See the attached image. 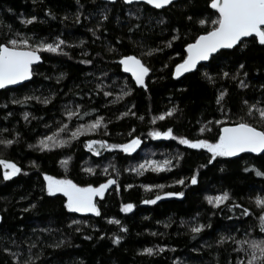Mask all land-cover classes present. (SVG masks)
Wrapping results in <instances>:
<instances>
[{
    "label": "trees",
    "instance_id": "obj_1",
    "mask_svg": "<svg viewBox=\"0 0 264 264\" xmlns=\"http://www.w3.org/2000/svg\"><path fill=\"white\" fill-rule=\"evenodd\" d=\"M9 8L13 11L9 12ZM46 10H51L53 16H48ZM78 11L79 23L75 22ZM102 12L106 20H101ZM32 15L39 19L24 24L23 18ZM201 18L209 23L199 25L197 20ZM214 18L210 0H178L161 9L124 0H79V4L77 0H0V42L17 32L35 40L51 42L60 36L69 41L66 54L41 52L43 62L34 68L30 82L0 90V139H13L9 146L0 145V159L12 160L26 172L4 181L0 166V264H16L5 248L18 253L21 260L28 258L30 243H34L32 254L39 256L34 264H237V256L245 255L237 251L243 246V239L264 238L257 219L260 209L250 199L264 195V177H257L254 168L244 171L250 165L264 171V154L217 157L209 164L211 154L207 149H193L175 139L184 136L214 141L223 124L235 123L241 116L264 127L258 115L245 114L246 106L242 104L243 100L264 103V46L258 42L245 39L246 47L220 51L199 66V71L181 79L172 76L175 64L186 55L185 45L209 29ZM97 23L102 27L96 28ZM90 29L95 30V36ZM173 35L178 38L166 47L165 42ZM149 49L162 51L149 54ZM130 54L139 56L152 70L146 80L147 90L136 85L119 64L120 56ZM84 60L92 63L84 64ZM241 63L244 68L238 72ZM204 72L211 76V82ZM222 72L229 76H222ZM240 80L248 86L241 88ZM128 88L132 91L118 99V94ZM224 89L227 92L218 105L216 98ZM25 95L40 99L33 98L27 104L11 102ZM45 98L49 99L48 104L42 103ZM77 106L80 114L71 118L65 115V109L76 111ZM173 106L176 112L153 120ZM24 112L30 113L27 120ZM97 117H102L104 123L95 133H82L52 150L28 147L41 136L56 133L62 124L67 127L57 135L70 136L80 124ZM215 120L222 123L216 124ZM168 128L173 129V137L150 136L153 130ZM17 132L19 136L15 135ZM133 137H139L141 144L132 153L102 149L97 155L84 147L88 139L126 143ZM65 157L71 158L67 166L61 163ZM148 159H169L174 166L160 172L151 168L142 170V174L140 170L131 171ZM89 167L94 169L92 173L86 171ZM43 173L94 186L114 178L120 187L117 190L116 185H111L103 199L97 197L100 216L75 213L64 206L63 194H47ZM193 174L197 175L195 185L189 183ZM181 178L185 184L173 183ZM144 184L164 187L146 191ZM164 191H183L185 195L162 196L156 204L141 203ZM223 191L229 192L225 203L232 207L208 204V195ZM129 202L135 207L124 213L121 205ZM29 204L35 207L28 209ZM236 205L251 209L250 215H241L242 209ZM109 217L119 219L121 225L110 223ZM193 223L211 227L193 238ZM113 233L124 237L118 245L112 244ZM221 234L234 235L235 239L217 244ZM88 236L92 238L87 239ZM61 240L59 247L52 246ZM156 245L169 247L152 256L140 251Z\"/></svg>",
    "mask_w": 264,
    "mask_h": 264
},
{
    "label": "snow or ice",
    "instance_id": "obj_2",
    "mask_svg": "<svg viewBox=\"0 0 264 264\" xmlns=\"http://www.w3.org/2000/svg\"><path fill=\"white\" fill-rule=\"evenodd\" d=\"M125 3L132 4L134 0H124ZM148 5L154 6L156 9H161L164 6L171 5L173 0H145ZM79 4V0H77ZM83 7V5H80ZM210 8L215 10V18L211 19V27L207 30L201 32V34L195 36L193 42L187 43L185 45L186 55L176 63L174 70L172 71V76L180 77L184 73H189L193 70L199 71L198 64L201 61H208L213 54H220V50L223 49H234V47L244 48L246 47L245 39L247 38L249 42H258L259 45L264 46V0H210ZM9 12L13 11L11 8L8 9ZM48 16H53L51 10H46ZM101 20H106L107 16L102 12ZM129 15H135V13L130 12ZM39 17L32 15L27 18H23L24 24H31L37 21ZM188 20H192L191 16L187 17ZM80 13L79 11L75 14V22L79 23ZM163 21H161L162 23ZM197 23L199 25H206L209 23L206 19H198ZM102 25L97 23L96 28H101ZM134 27H136L134 25ZM93 35H96L95 30L90 29ZM107 31V29H105ZM131 31V29H129ZM175 31V30H174ZM12 30L9 27V33ZM178 37L173 35L170 41L165 42L166 47H171V41H175ZM80 43H83L81 40ZM69 44V41L56 36L51 42H47L45 39L41 38L35 40L33 36H25L19 32L15 33L12 38L7 39L5 42H0V89H5L10 85H17L21 82L29 80L34 74V64L42 60L41 52L48 53H65V46ZM108 51H113L109 48ZM149 54L153 52L162 51V49H149ZM179 55V53H176ZM84 64H91V60L82 61ZM119 64L123 66L126 72L131 73V76L135 80V84L142 86L147 90L148 85L145 82V78L148 77L149 73L152 71L149 66L137 55H122L119 57ZM166 66V65H165ZM244 68V64L241 63L237 71ZM61 77L64 73L60 74ZM205 78L209 79L211 82V76L204 72ZM222 76L228 77V72H222ZM246 76L247 73H244ZM233 80L236 76L231 77ZM239 86L245 88L248 85L245 84L243 80L239 81ZM99 88L100 85H97ZM264 88V85H261ZM132 91V88H128L127 91H122L118 94V99H122L124 96L128 95ZM227 89L220 91L216 98V103L221 105L222 98L225 96ZM55 95V93H53ZM104 95H110V93L105 92ZM39 100L40 97H31L25 95L20 99H13L11 102L13 104H27L31 99ZM111 102V101H110ZM42 103L48 104L49 99L45 98ZM242 104L245 105V114L248 116L258 115L261 123H264V103L259 101L250 103L248 100H243ZM175 106L169 108L166 112L161 113L157 117H153V120L163 119L176 112ZM80 114V107H76V111L71 109H65V115L69 118ZM128 113H121V115H127ZM25 120L30 116V113H22ZM131 115H136L132 112ZM223 119H228V116H223ZM104 123L102 117H97L94 120H90L87 124H80L78 127L71 131L70 136H58L57 133L62 132L67 125L62 124L56 129V133H50L48 135H43L37 139L35 144H28L29 148H37L39 151L52 150L58 147H62L68 144L71 140L76 139L82 133H95L100 130L101 125ZM214 123L221 124L222 120H215ZM3 131V130H0ZM201 132L204 128L200 129ZM19 136V133H15ZM173 129L168 128L166 131L153 130L150 132V136L154 138L158 137H173ZM175 139L179 140L180 144L190 146L193 149H207L211 154L208 163L211 164L213 160L217 157H233L239 153L251 152V153H264V127H257L254 123L249 122L244 119L243 116L237 118L235 123H225L219 129L218 137L214 141L207 139H188L184 136H176ZM13 144V139L3 138L0 139V145L9 146ZM141 144L139 137H133L126 143H109L106 140H94L88 139L84 142V147L90 152L100 155L102 149H121L124 153L134 152ZM70 157H65L62 159L61 163L67 166ZM179 162L177 158V163ZM30 164L38 167L35 161H30ZM0 166L3 168L2 178L4 181H8L11 178L17 176L21 172H25V169L21 168L17 163L9 159H0ZM171 160L164 159L163 161L148 159L143 163H140L136 168H132L131 171L137 172L151 168L154 172H160L162 170L167 171L169 168L173 167ZM249 168L255 169V175L257 177H264V171L255 168L254 165H250L244 169L248 171ZM87 172L92 173L93 168L89 167L86 169ZM26 174V172H25ZM43 180L46 182L44 190L50 196H55L56 194H63L66 199L64 200V206L70 212L75 213H92L96 216L101 215V208L99 207V202L97 197L103 199L105 197L106 190L109 186L116 185L117 190H119L120 185L114 178H109L105 182H102L96 186L93 184L81 185L74 182L72 179L66 177L58 178L57 176L50 175L48 173H43ZM197 175L193 174L189 178V183L195 185L197 184ZM175 184H185L183 178L179 180H174ZM127 187H131L128 185ZM164 185H153L144 184L143 188L151 190L153 188H163ZM185 193L183 191H164L162 194L158 193L151 199L142 200L143 204H156L157 201L161 200L163 197H183ZM230 194L228 191H223L216 195H208L206 200L208 204L219 208L221 205L225 207H232L230 204H226L229 201ZM24 199V197H21ZM254 204L260 209V214L257 217L260 225L261 232H264V195H256L251 197ZM242 209L241 215L249 216L251 209L244 207L243 205H236ZM35 207L34 204H29L28 209ZM135 205L131 202L123 203L121 205V210L124 213H129L134 209ZM28 209H25L27 211ZM197 215H199L197 213ZM3 217H0L2 220ZM110 223L116 225H121V221L115 218H107ZM193 220L195 217L192 218ZM77 223V222H73ZM87 224V221H83ZM159 223V222H158ZM184 223V221H181ZM211 227V224L204 223H193L190 225L191 232L193 233V238L200 234L205 228ZM126 231V227L123 228ZM45 231H50L46 229ZM77 232L80 228L76 229ZM251 231V230H249ZM101 237L105 234L101 232ZM114 238L112 239V244L118 245L124 237L122 235H117L113 233ZM91 239V236L86 237ZM234 235H224L221 234L219 239L216 240L217 244H222L229 240H234ZM241 243V241H236ZM13 244L16 241H12ZM63 243V240L53 247H59ZM243 246L238 249V252H243L244 257L237 256V264H264V238L255 239L249 236L243 239ZM34 243L29 244L28 248V258L21 260L18 253H12L10 249L5 248V252H9L12 258L16 261V264H34L35 260L39 259L38 255L32 254V247ZM168 245H156L155 247H144L140 251L149 256L158 255L163 252ZM198 250V249H197Z\"/></svg>",
    "mask_w": 264,
    "mask_h": 264
},
{
    "label": "water",
    "instance_id": "obj_3",
    "mask_svg": "<svg viewBox=\"0 0 264 264\" xmlns=\"http://www.w3.org/2000/svg\"><path fill=\"white\" fill-rule=\"evenodd\" d=\"M104 1H107V2L113 3V2H116L117 0H104ZM176 1H178V0H173V3H175ZM133 3H146V2H145V0H134ZM146 4H147V3H146ZM151 6H152V5H151ZM167 6H169V5H167ZM167 6H164V7H167ZM153 7H154V6H153ZM164 7H163V8H164ZM242 39H247V38H242ZM223 50H230V49H223ZM220 51H222V50H220ZM41 55H42V53H41ZM214 55H216V54H213V56H214ZM213 56H212V57H213ZM212 57H210L209 60H210ZM209 60H208V61H209ZM208 61H201V62H199L198 67L201 66L202 64L207 63ZM42 62H43V55H42V60L39 61V62H36V64H34V68L37 67L38 65H40ZM121 66H122V65H121ZM122 68H123V66H122ZM123 70H124V68H123ZM124 71H125V70H124ZM195 71H196V70H193V71H191V72H189V73H192V72H195ZM125 72H126V71H125ZM126 73H127L128 75H130V77L132 78V80L135 82L134 78L131 76V73H129V72H126ZM189 73H184V74H182L180 77H175V78H176V79H181L182 77H184L185 75H187V74H189ZM33 75H34V74H33ZM32 79H33V76H32L29 80H27V81L21 82L20 84H17V85H10V86H7V88H5V89L19 87V86L23 85L24 83L30 82ZM146 80H147V77L145 78V82H146ZM138 86H139V85H138ZM0 90H3V89H0ZM243 154H254V155H260V154H264V153L243 152V153H239V154H237L236 156L228 157V158H237V157H240V156L243 155Z\"/></svg>",
    "mask_w": 264,
    "mask_h": 264
}]
</instances>
